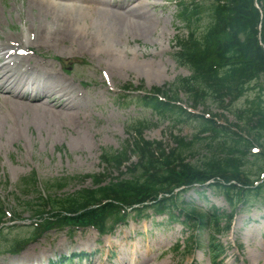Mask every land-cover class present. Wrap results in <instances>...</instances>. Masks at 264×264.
Wrapping results in <instances>:
<instances>
[{"label": "rangeland", "instance_id": "obj_1", "mask_svg": "<svg viewBox=\"0 0 264 264\" xmlns=\"http://www.w3.org/2000/svg\"><path fill=\"white\" fill-rule=\"evenodd\" d=\"M178 1L149 0L152 5L145 11L155 21L152 37L136 36L124 41L122 48L126 56L117 60L106 49L92 44L54 46L41 41L36 33H25L34 22L35 14L28 0H0V45L20 36L25 45L35 51V55L30 54L35 61L46 63L60 73L83 96L79 97L82 113L78 119H55L50 115L40 119L33 111L22 109L21 100L0 97V203L9 211L8 221L11 211L21 215L20 220L3 226L0 264H16L14 259L28 251L30 255L40 256L34 264H264V192L259 197L251 195L247 204H240L230 230L217 235L209 229L190 231L182 223L172 224L166 214L155 216L148 212V216L138 218L131 215L124 225L117 226L106 236H100L92 228L75 232L63 228L26 245L28 247L20 254L5 252L9 245L5 238L9 241L28 239L27 230L20 227L35 221L30 219L29 212H23V205L28 199L34 201L40 194L47 195V183L74 179L58 193L63 196L91 188L92 180L85 179L88 175L118 177L117 171L102 164V153L125 148L127 141L134 137L130 134L131 128L139 122L149 126L143 134L147 141L163 142L170 148L174 147L175 136L190 142V148L184 152L190 163L201 164L214 151L216 145L209 146L213 138L201 133L200 119L179 116L176 110L156 111L135 98L146 96L153 88L168 90L178 79L191 76L174 58L177 37L186 35L176 19ZM197 1L205 5L199 25L202 30L210 21L208 6L213 0ZM20 52L23 55L26 51ZM60 60L67 63L61 64ZM261 84H253L252 90L238 100L234 108H244L247 99L264 94ZM128 86L143 87L144 91L127 92ZM179 97L180 106L195 115L211 114L219 118L221 125L236 122L232 109L227 112L210 104L206 108L191 109L185 94ZM248 168L255 174L258 165L249 164ZM32 174L39 182L38 190L31 188L22 193L21 181ZM180 196L179 205L193 203L190 205L205 212L211 207L227 214L232 211L223 197L210 187H196ZM213 235L224 248L216 263L210 249ZM191 236H195L198 246L187 255L184 248ZM178 246H181L179 250Z\"/></svg>", "mask_w": 264, "mask_h": 264}, {"label": "trees", "instance_id": "obj_2", "mask_svg": "<svg viewBox=\"0 0 264 264\" xmlns=\"http://www.w3.org/2000/svg\"><path fill=\"white\" fill-rule=\"evenodd\" d=\"M178 7L177 20L184 26L186 35L177 37L174 58L179 66L190 71L191 76L178 79L168 90L153 88L151 97L137 98L138 102L143 101L160 112L176 110L179 116L190 118L188 112L173 104L180 102V94H185L193 108H206L210 104L227 112L232 109L236 122L220 125L213 118L196 117L200 119L201 133L213 138L209 146L216 145L201 164L186 161L184 152L191 143L185 138L173 137L176 147L168 149L161 142L145 140L143 134L148 126L139 123L131 129L137 138L128 140L125 148L102 153V163L108 169L116 170L118 177L86 176L92 178V188L63 196L58 193L74 179L47 183V197L40 194L23 205V212H29L36 222L25 227L28 239L9 241L5 238L9 244L5 252L17 254L27 242L37 240L52 229L94 227L102 235L111 233L115 226L127 221L128 209L137 216L146 210L157 215L168 213L173 220L177 218L173 209L177 208L183 212L185 220L192 223L189 226L209 229L217 235L230 230L240 204H247L251 195H262L264 94L253 100L247 99L244 108L236 109L233 105L252 90L253 84L262 82L260 90L264 93V0H213L208 6L210 21L202 30L199 25L205 5L197 0H183ZM126 90L144 88L128 86ZM253 146L260 148L258 154L251 153ZM131 155L136 157V162L131 161ZM249 164L258 165L255 174L248 168ZM207 182H211L208 186L228 203L232 209L229 214L215 207L204 212L185 202L178 204L181 193ZM182 187L184 190L176 192ZM31 188L37 189L34 174L20 184L22 193ZM15 217L18 219L20 214ZM6 222L0 203L1 238H4L2 226ZM216 241L213 235L210 249L214 263L224 251ZM197 246L198 241L191 236L185 253L191 254Z\"/></svg>", "mask_w": 264, "mask_h": 264}, {"label": "bare ground", "instance_id": "obj_3", "mask_svg": "<svg viewBox=\"0 0 264 264\" xmlns=\"http://www.w3.org/2000/svg\"><path fill=\"white\" fill-rule=\"evenodd\" d=\"M126 1L28 0L35 14L25 33H36L41 41L54 46L92 44L122 60L126 56L122 48L124 41L136 36L150 38L155 27L154 19L145 11L152 5L149 0ZM130 5L134 7L129 8ZM19 50L26 52L22 55ZM30 54L35 55V51L20 36L0 45V97L21 100V108L33 111L40 119L47 115L55 119H78L82 113L80 91ZM39 259L38 254L30 255L28 251L13 263L34 264Z\"/></svg>", "mask_w": 264, "mask_h": 264}]
</instances>
